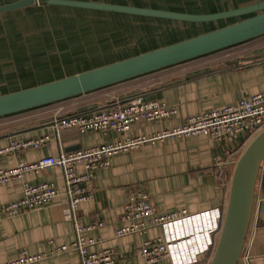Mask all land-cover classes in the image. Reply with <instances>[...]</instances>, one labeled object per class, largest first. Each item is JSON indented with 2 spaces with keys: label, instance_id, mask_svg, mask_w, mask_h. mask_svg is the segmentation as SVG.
<instances>
[{
  "label": "crops",
  "instance_id": "obj_1",
  "mask_svg": "<svg viewBox=\"0 0 264 264\" xmlns=\"http://www.w3.org/2000/svg\"><path fill=\"white\" fill-rule=\"evenodd\" d=\"M207 71L210 73L204 77L189 79ZM158 76L145 77L63 101L32 122L6 127L0 131V136L22 129L35 130L0 139V148L9 146L13 140L42 135H49L52 140L38 150L0 157V168L11 169L20 162L33 163L44 157L57 156L60 151L75 152L117 142L121 139L119 134H79L73 130L66 131L62 138L57 139L51 122L72 114H91L95 109L106 107L121 97L143 91L145 84L155 83L156 80L159 83L155 85L161 86L181 80L179 84L145 98L161 100L178 112L162 122L134 123L130 130L133 137L152 136L172 130L190 116L235 104L243 97L262 92L264 37L185 63L179 70ZM242 141L223 138L217 142L199 135L168 139L163 143H148L136 151L113 157L109 167L96 172L91 184L92 199L82 203L75 213L77 221L83 226L91 225L98 217L106 222L103 228L87 233L88 238L98 242L94 250L113 249L117 264H143L140 254L142 243L148 238L164 235L163 227L155 226L143 235L116 236V231L125 226L122 213L131 189H146L158 216L181 211L195 214L223 209L227 201L225 185L231 176V163L235 161L233 158ZM24 183H54L60 193L49 207L24 212L16 217L6 216L5 207L23 197ZM63 187L62 173L56 168L25 174L22 180L0 185V264L15 260L23 250L30 255H39L74 241V223L65 217L67 199ZM263 194L264 167L259 175L244 250L249 258L246 264H264ZM207 262L208 257L203 255L197 264ZM34 264H81V261L77 253L67 252Z\"/></svg>",
  "mask_w": 264,
  "mask_h": 264
},
{
  "label": "built area",
  "instance_id": "obj_2",
  "mask_svg": "<svg viewBox=\"0 0 264 264\" xmlns=\"http://www.w3.org/2000/svg\"><path fill=\"white\" fill-rule=\"evenodd\" d=\"M158 99L139 100L124 106L95 111L91 114L67 116L55 123L54 134L60 139L62 131L76 130L79 134L99 132L119 134L115 143L94 146L75 152L60 151L33 163L20 162L11 169L0 168V185L22 180L25 174H33L48 168L59 169L63 177V189L67 199L66 219L73 221L75 239L70 245L56 247L49 253L30 255L26 250L19 257L4 264H34L67 252L79 255L81 264H117L113 249L94 250L97 241L87 233L99 230L106 222L98 217L91 225L83 226L75 217L79 206L92 199L91 184L96 172L107 168L113 157L133 152L148 143H163L168 139L210 137L215 141L228 138L233 141L250 140L264 128V91L243 97L235 104L204 111L188 117L184 123L172 130H164L152 136L133 137L131 126L137 122H162L177 114ZM52 140L49 135L36 138L13 140L7 147L0 148V157L20 154L27 150H38ZM60 190L54 183L31 185L24 183L23 197L8 204L5 215L16 217L24 212L49 207L59 196ZM222 220L221 210L215 209L189 214L186 211L158 216L156 207L144 188L131 189L124 206L123 228L116 231L118 238L131 234H146L151 227L161 226L163 236L146 239L140 254L143 264H197L199 258L209 253L214 246L215 234ZM244 251L242 260L248 262Z\"/></svg>",
  "mask_w": 264,
  "mask_h": 264
},
{
  "label": "water",
  "instance_id": "obj_3",
  "mask_svg": "<svg viewBox=\"0 0 264 264\" xmlns=\"http://www.w3.org/2000/svg\"><path fill=\"white\" fill-rule=\"evenodd\" d=\"M38 1L16 0L0 4V16L29 11L38 4ZM45 5L47 8L56 10L123 15L184 26L215 23H220V26L114 62L72 73L59 79L48 80L22 90L0 94V119L95 93L264 37V0H254L245 5L230 6L212 12L179 11L103 0H45ZM16 44L15 41L12 46ZM209 73L203 72L189 79L204 77ZM180 82L181 80L153 87L144 93L126 95L95 111L118 108L134 101L144 100ZM58 121L55 119L51 125L54 126ZM33 130L35 128L22 129L0 136V139L16 137ZM65 133L66 131H62L60 138ZM231 165L233 169L227 201L221 209L219 236L209 264H244L242 256L254 211L259 175L264 167V128L251 138ZM261 209L263 210L264 206Z\"/></svg>",
  "mask_w": 264,
  "mask_h": 264
},
{
  "label": "rangeland",
  "instance_id": "obj_4",
  "mask_svg": "<svg viewBox=\"0 0 264 264\" xmlns=\"http://www.w3.org/2000/svg\"><path fill=\"white\" fill-rule=\"evenodd\" d=\"M13 1L16 0H0V4ZM103 1L179 11L212 12L245 5L254 0ZM119 18L116 15L47 8L45 0H39L29 11L0 16V94L59 79L220 26V23L184 26L147 19L123 22ZM4 35H8L9 43L3 41ZM15 41L17 44L12 46ZM18 118L15 115L0 119V130L16 125Z\"/></svg>",
  "mask_w": 264,
  "mask_h": 264
},
{
  "label": "trees",
  "instance_id": "obj_5",
  "mask_svg": "<svg viewBox=\"0 0 264 264\" xmlns=\"http://www.w3.org/2000/svg\"><path fill=\"white\" fill-rule=\"evenodd\" d=\"M98 15H101V14H98ZM102 15H106V14H102ZM116 16H120V20L121 21H126V22H128L130 19H141V18H135V17H128V16H123V15H116ZM144 20V19H143ZM164 21H161V22H159V23H163ZM169 23V22H168ZM3 40H5V42H7V43H9V37H8V35H4V37L2 38ZM184 66V64H182V65H179V66H176V67H173L172 69L170 68V70H164L163 72L161 71L160 73L161 74H157V73H154V74H151V75H147V76H143V77H140V78H138V79H135V80H141L142 78H148V77H152V78H156L158 75L160 76V75H166V74H169V72H174L175 70H179V69H181L182 67ZM159 73V72H158ZM158 76V77H159ZM135 80H133V81H135ZM133 81H130V82H133ZM140 82V81H139ZM155 83H149V84H145L144 85V88H143V91H141L142 93H144V92H148V91H150L153 87H158V86H160L161 84H158V85H155L156 83H159L157 80L156 81H154ZM128 83V82H127ZM151 84V86H148V85H150ZM145 100H150V99H145ZM54 105H56V104H54ZM54 105H50V106H47V107H43V108H40V109H37V110H33V111H30V112H27V113H23V114H20V115H18L19 116V118L15 121V123H16V125H12V126H7V127H15V126H18V125H20V124H27V123H29V122H32L34 119H37V118H39L42 114H44V113H46V111H48L49 109H52L53 108V106ZM58 105V104H57ZM72 115H75V114H72ZM22 116H24V117H22ZM68 116H70V115H68ZM9 117H11V116H9ZM66 116H63V117H59V119H62V118H65ZM6 128V127H5ZM1 131V130H0ZM251 140V139H250ZM250 140H248V141H245L244 143H242L241 144V146H240V148L238 149V151H237V153H236V155L234 156V158H233V160H236L238 157H239V155L241 154V152L243 151V149L245 148V146L247 145V143L250 141ZM233 169V167H231V170ZM231 172V171H230ZM231 174H232V172H231ZM230 178H231V176H229ZM230 178L227 180V182H226V185H225V188H226V191H227V193H228V189H229V181H230ZM218 236H219V231L215 234V241H214V246H213V248L211 249V251L209 252V253H207V254H205L204 256H207L208 257V259H209V262H210V260H211V258H212V255H213V252H214V248H215V246H216V243H217V239H218Z\"/></svg>",
  "mask_w": 264,
  "mask_h": 264
}]
</instances>
